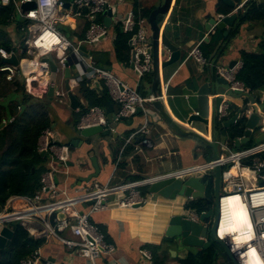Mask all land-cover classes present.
Wrapping results in <instances>:
<instances>
[{
	"label": "crops",
	"instance_id": "0c3cea01",
	"mask_svg": "<svg viewBox=\"0 0 264 264\" xmlns=\"http://www.w3.org/2000/svg\"><path fill=\"white\" fill-rule=\"evenodd\" d=\"M164 1L110 0L117 7L113 12L109 36L95 46H82L83 52L90 55L100 68L121 78L132 88H139V93L143 96L152 93L153 75L145 77L142 81L138 80L133 67V35L123 32L120 18L129 11L142 14L143 12L147 14L150 11L147 16H144L149 24L148 37L150 38L152 31L149 16ZM249 1L242 3L241 0H235L236 8L234 11L240 6H243V9L239 12L244 11ZM258 2L259 5L263 6V10L264 0H258ZM226 8L228 7L220 0H174L169 14L158 17V22L165 28L167 36L179 47L183 55L182 61L167 69L162 77V83L168 82L169 84L167 98L163 101L165 110L181 128L186 131H195L208 140H212V135L206 134L204 124L195 123L189 127L185 121L189 116L198 114L210 120L212 125V120L217 121L215 117L216 97L221 95L229 100L228 102H231L230 115L224 121L230 120L235 115L232 110L240 108L245 110V108H248V102L251 103L249 98L231 99L226 96L222 86L216 87L217 79L220 77L217 66L221 64V67H228L231 62H236L235 65L238 64L243 67L242 53H259L264 39V21L253 24L246 23L242 31L235 35L225 47V30L213 29L212 26L208 31L207 26H210V20H218L221 16H225ZM13 26L20 40L13 38L10 33L12 26L7 27V32L13 41V47L17 49L16 52L10 53H15L18 57L19 74L14 80L7 81L6 74L0 73V102L17 93L19 85L24 88L25 78L33 69L31 65H28L27 61H30V59L26 54L27 52L24 51V33L23 36H20L21 32L19 33L15 24ZM87 27L88 24L80 19H70L67 25H61L62 31L73 41L84 40ZM199 43H201L202 54L207 60L216 52L218 47H221L209 66L203 67L194 60L185 62L191 50ZM224 47L226 54L222 56ZM69 58L71 66L70 80H72L82 76L83 69L77 67L74 56L70 55ZM70 80H68V83ZM58 81L59 87L66 90L67 79L65 74L59 75ZM83 82H86L84 86L89 91L105 96L106 101L100 107L105 110L106 102H111L117 116L118 106L111 100L106 87L102 83L97 84L90 80H84ZM83 82H80L73 90V93L81 101V109L72 110L68 97L62 100L56 98L42 100L45 103V111L50 123L49 128L54 130L58 142L68 145L71 149L68 163L69 174L67 176L59 174L57 177L58 186L63 188L67 186V190L71 194L90 182L106 184L111 176H113L112 185L119 186L206 164L208 163V157H212V150L206 146H201L202 143L192 136L179 135L163 118L160 122L151 126V134L148 137L150 145H141V136H137L135 140L126 145L127 139L138 132L144 123L141 112L131 118L124 120L118 118L114 123H109V126L105 129L106 135H100L96 137V143L88 144L77 133V125L80 119L90 108V102L81 93ZM23 98L24 94L19 92L18 101ZM256 101L264 104V100L261 101L256 98ZM18 109L16 116L19 117L25 112L26 107L21 105ZM14 118L12 117L9 121L4 118L3 123L0 125V131ZM218 142L222 144L220 140ZM228 148L231 151H236L231 144L228 145ZM224 154L226 152L220 151L219 153L220 156ZM40 155L43 161L37 164L33 172L38 170L42 176L47 169L48 158L46 155L45 157L42 154ZM93 158L98 161L100 174L97 178L87 182L86 180L96 173L92 162ZM261 159L264 160L262 157ZM211 171L214 172V170H210L207 173ZM207 173L204 174L205 178H210L211 174ZM249 176L246 173V177ZM250 182L253 185L256 184L253 181ZM141 192L143 196L149 198L148 204L143 208L122 209L114 203L109 206L108 210L93 215V223L104 233L107 242L113 244L116 248L113 254L103 256L97 260V264H148L140 256V251L148 249V245L163 246L168 249L169 257L166 264H180L179 260L181 259L179 256H185V253L179 250L176 245L165 244L162 240L165 223L169 216L184 212L187 203L190 201L181 197L170 200L157 194H150L149 187L142 188ZM28 196L31 195H14L11 198ZM115 199L116 195L110 200ZM24 206L23 201L19 199L15 201L14 207L16 209H21ZM184 213H187V211ZM32 238L41 242L35 250L39 251L41 258L38 264H89L76 254H71L58 240L48 238L45 232L37 233ZM8 248L9 246L5 249ZM209 249H213V247ZM170 250L174 251L175 258L170 255ZM215 257L214 251V259Z\"/></svg>",
	"mask_w": 264,
	"mask_h": 264
},
{
	"label": "built area",
	"instance_id": "2783aa9c",
	"mask_svg": "<svg viewBox=\"0 0 264 264\" xmlns=\"http://www.w3.org/2000/svg\"><path fill=\"white\" fill-rule=\"evenodd\" d=\"M32 3L35 4V8L27 11L22 10L23 5ZM11 4L15 6L17 16L27 23L22 27V32L25 35L24 51L27 52L30 59L27 61L28 65H31L33 69L27 74L24 81L26 94L37 101L46 99L51 87V69L43 59L52 54L58 66L59 78V75H63L67 67L71 70L69 57L72 55L76 59L77 67L83 69V75L72 80L69 79L70 89L73 91L84 80H90L97 84L102 83L111 100L118 106L117 118L128 119L141 110L144 123L138 132L127 139L126 145L135 140L137 136L144 137L140 142L141 145H150L148 137L151 134V126L162 120L160 114L153 109L152 104L157 101L163 102L167 98L168 82L162 83L161 94L151 93L143 96L121 78L100 68L95 60L82 50L83 45L95 46L109 36V28L104 25L103 19L105 13L109 10L113 13L117 5L111 3L110 0H74L70 3V8L67 9V3L63 0H0L2 6ZM241 9L243 6L235 11ZM222 18L220 17L219 20ZM70 19L84 20L88 24L84 40L73 41L62 31L61 25H67ZM120 20L123 32L133 35V67L138 80L142 81L153 72V60L148 52V21L134 11L127 12ZM214 28L215 26H213ZM200 45L201 43L191 50L185 62L194 60L203 67L209 66L211 63L202 54ZM12 54L14 53L0 49L2 60L10 59ZM241 67L238 64L232 68L217 66V72L227 81L232 92L240 93L242 96L251 95L250 90L238 79ZM18 68L19 65L14 67L4 64L0 67V73H5L6 80L12 81L19 74ZM54 87V98L62 100L68 97V91L59 87V81ZM253 105L248 102V108L243 110L241 115L249 117L255 111ZM229 115L230 104L224 100L216 110L215 117L222 122ZM108 126L105 110L100 106H92L80 119L77 129L84 130L93 127L106 129ZM262 131H264V126H262ZM37 151L40 154H45L48 158L47 169L40 179V188L33 196L9 199L0 213V225L10 226V224L19 223L21 220L38 222L44 227L48 238L58 240L71 254H76L89 264H97V260L113 254L116 248L107 242L104 233L93 223L94 214L108 210L109 206L114 203L122 209L143 208L148 204L149 198L143 196L141 189L150 187L154 180L165 176L182 178L196 174L204 175L219 166L222 168V194L219 199L216 237L229 247L239 264H243L238 253L247 249L249 245L234 252L233 236L223 237L219 232L224 213L231 219V211L224 200L231 196H239L245 207L249 204L250 216L255 227L254 237L249 243L256 246L264 259V160H260L259 157L264 153V143L236 151L229 150L217 161L153 179L114 186L111 183L113 178L111 176L106 184L90 182L72 194L67 190V186L63 188L57 183L59 174L66 176L69 174L70 147L58 142L53 129L46 128L39 137ZM246 173L250 176L246 177ZM247 180L256 184L253 185ZM115 195L116 199L110 200ZM17 199L25 203L23 208L16 209L14 207ZM203 213L205 212L197 213L190 209L186 214L193 220L199 221L200 215ZM59 214L64 215L65 219H60ZM140 256L148 264H153L154 256L150 250L142 249ZM40 259L39 251H35L24 258L20 264H38Z\"/></svg>",
	"mask_w": 264,
	"mask_h": 264
},
{
	"label": "water",
	"instance_id": "95a60500",
	"mask_svg": "<svg viewBox=\"0 0 264 264\" xmlns=\"http://www.w3.org/2000/svg\"><path fill=\"white\" fill-rule=\"evenodd\" d=\"M228 8H236L235 0H220ZM247 0H241V2H246ZM258 1V0H257ZM174 4V0H165L158 8H156L149 16V23L151 26L152 36L148 39V52L152 56L153 60V83H152V93L161 94L162 89V77L165 72L170 67L177 65L182 61V53L179 47L167 36L165 28L158 22L159 16H165L169 14ZM35 8V4H26L22 6L23 11H27ZM66 8H70V4H66ZM239 11L231 12L228 15L221 16V20L213 19L210 20V26H207V30L210 31L212 26L220 30H225L224 37H228L232 31H236L238 35L244 24H240L238 20ZM113 13L109 10L105 13L104 25L110 28L112 25ZM120 18V16H119ZM121 19V18H120ZM222 46V45H221ZM225 47L227 45L225 44ZM223 55L226 53L224 52ZM216 50L209 58V62L212 63L215 59L217 52ZM47 62L51 69V87L47 98H54V91L58 83V66L52 54L48 55L47 58L43 59ZM4 64L12 65L18 67L19 60L16 54H12L11 58L8 60H3ZM236 62H231L229 68L235 66ZM221 67V64L218 66ZM65 78L67 79V85L65 86L68 91V98L70 101V107L72 110H78L82 108L81 101L73 91L70 89L68 80L71 78L70 68L65 69ZM222 86L226 92L228 98L243 99L244 97L249 98L255 110L249 117L241 115L244 109L240 108L236 114L228 121H216L215 119L211 121L201 117L200 115L193 114L185 121L186 125L191 127L195 123L204 124L206 127V134L212 135V140L206 139L205 136L198 134L195 131H186L181 128L166 112L164 103L162 101H157L152 104L154 109L160 114V116L181 136H192L199 140L203 146H206L212 150V157H208V163L212 161H217L220 157L219 153L228 152V145L231 144L233 149L240 150L246 148L247 146H255L264 143V131H262V126H264V106L256 101L254 95L242 96L240 93L232 92L229 89L227 81L219 77L217 79L216 87ZM139 93V88L137 89ZM226 100L223 96L216 97V110L219 109L220 104ZM229 101V100H227ZM231 105V102H228ZM247 107V106H246ZM245 108V107H244ZM246 109V108H245ZM141 110H139V113ZM105 113L110 124L114 123L118 118L114 112V105L107 101ZM121 120H124L121 118ZM4 127V125H2ZM235 128H240L243 130L241 137H236L234 135ZM77 133L85 139L88 144L96 143V137L106 135V131L103 127H93L84 130H78ZM144 137L141 136V140ZM221 141L222 144H220ZM82 143V142H81ZM75 145V143H73ZM222 150H221V149ZM45 157V154H42ZM93 165L95 167L96 173L90 176L86 181L95 179L100 174V167L96 158L92 159ZM222 168L216 167L214 169V176L210 178H205L203 174H196L191 176H183L182 178H176L174 176H165L157 180H154L149 187L150 194H157L162 198L175 200L179 197L184 198L189 201L202 200L206 202L210 209L204 211L205 213L200 215L199 221L193 220L189 217L184 209V212L179 214L170 215L165 223L163 242L165 244L176 245L179 250L185 253V256H179L180 259H186L189 255H197L201 251L208 250L211 247L219 246L226 257L228 258L229 264H239L236 256L231 253L229 247L221 240L216 237V231L219 221V199L222 194ZM85 181V180H83ZM3 207L0 205V213ZM197 212V211H196ZM198 213V212H197ZM60 219H65L64 215L59 214ZM19 226L25 230L31 237L35 236L37 233L44 232V227L38 222L30 220H21ZM14 236V231L10 226L0 225V250H4L7 246H10L11 241ZM170 255L175 258L174 251L170 250Z\"/></svg>",
	"mask_w": 264,
	"mask_h": 264
},
{
	"label": "trees",
	"instance_id": "16d2710c",
	"mask_svg": "<svg viewBox=\"0 0 264 264\" xmlns=\"http://www.w3.org/2000/svg\"><path fill=\"white\" fill-rule=\"evenodd\" d=\"M63 1L70 4L74 0ZM262 7L257 0H250L244 11L239 12L238 20L240 24H253L264 21V9L262 10ZM232 11L233 9L226 8L225 15L230 14ZM149 13L150 11L147 14L137 12L143 17ZM14 24L19 33L21 32L20 36H23L22 27L26 26L27 23L21 21L20 17L17 16L15 6L13 4L9 6L0 5V49H5L8 52L17 51L13 47V41L7 32V27ZM235 35L236 31L234 30L224 39L225 44L228 45ZM242 59L243 67L239 72L238 79L259 100L261 93L264 92V39L259 53L243 52ZM1 66H3V60L0 57ZM85 83L81 84V93L90 102V107L104 104L106 97L89 91L84 86ZM19 92L24 94L21 101L17 99ZM8 100L9 102H7ZM21 105H24L26 110L18 117L16 113ZM45 110V103L27 96L22 85H19L17 93L0 102V125L3 123L4 118L9 121L12 117H15L0 131V205L2 207L12 196L24 194L33 196L35 191L40 188L41 174L38 170L33 172V169H36L37 164L43 161L41 155L37 153V142L42 132L50 126ZM237 111L238 109L232 110V113L235 112L236 114ZM233 132L236 137H241L243 134V130L240 128H235ZM261 157L264 158V154ZM186 209H194L202 213L208 211L210 206L206 202L198 200L187 203ZM10 227L14 231V236L9 248L0 252V264H19L23 258L35 252L41 244L40 241L32 238L23 230L19 223H12ZM147 248L152 251L154 256L153 264H166L169 257L167 248L155 245H148ZM179 263L215 264L214 251L208 249L197 255L191 254L186 259L179 260Z\"/></svg>",
	"mask_w": 264,
	"mask_h": 264
},
{
	"label": "bare ground",
	"instance_id": "6f19581e",
	"mask_svg": "<svg viewBox=\"0 0 264 264\" xmlns=\"http://www.w3.org/2000/svg\"><path fill=\"white\" fill-rule=\"evenodd\" d=\"M224 202L231 211V219L224 213L219 229L220 235L223 237L228 235L233 236L234 241L232 244L234 252H238L242 247L249 245L247 249L238 253L243 264H264V259L256 246L249 243L255 233V227L250 216L249 204L245 207L242 198L239 196H231L225 199Z\"/></svg>",
	"mask_w": 264,
	"mask_h": 264
},
{
	"label": "rangeland",
	"instance_id": "374dc122",
	"mask_svg": "<svg viewBox=\"0 0 264 264\" xmlns=\"http://www.w3.org/2000/svg\"><path fill=\"white\" fill-rule=\"evenodd\" d=\"M21 21H23L22 19H20ZM16 30H15V28H14V26H12L11 27V29H10V33L12 34V36H13V38H15V39H18V36H17V34H16V32H15ZM24 33V32H23ZM25 36V35H24ZM18 40H20V39H18ZM3 65H4V63H3ZM264 92H262L261 93V97L262 98H260V100L262 101V100H264V98H263V94ZM7 102H9V100L7 101ZM6 102V103H7ZM6 103H5V105H6ZM263 106H264V104L262 103V108H263ZM11 114V113H10ZM9 116V115H8ZM201 145V144H200ZM201 146H203V145H201ZM260 160H261V157H260ZM210 174H211V176L213 175L214 176V172L213 171H211V172H209ZM209 173H207V174H209ZM205 177V176H204ZM213 250L215 251V264H229L228 263V258L226 257V255L224 254V252H223V250L219 247V246H214L213 247Z\"/></svg>",
	"mask_w": 264,
	"mask_h": 264
}]
</instances>
